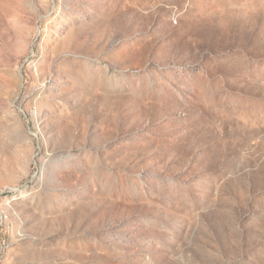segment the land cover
Returning <instances> with one entry per match:
<instances>
[{"label": "rangeland", "instance_id": "obj_1", "mask_svg": "<svg viewBox=\"0 0 264 264\" xmlns=\"http://www.w3.org/2000/svg\"><path fill=\"white\" fill-rule=\"evenodd\" d=\"M0 264H264V0H0Z\"/></svg>", "mask_w": 264, "mask_h": 264}]
</instances>
